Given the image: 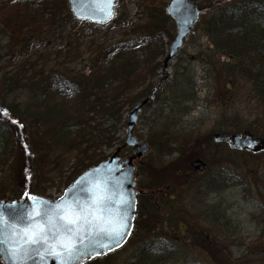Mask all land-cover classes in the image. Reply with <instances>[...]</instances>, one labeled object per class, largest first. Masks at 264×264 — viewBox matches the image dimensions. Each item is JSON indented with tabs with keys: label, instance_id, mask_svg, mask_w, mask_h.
<instances>
[{
	"label": "rangeland",
	"instance_id": "rangeland-1",
	"mask_svg": "<svg viewBox=\"0 0 264 264\" xmlns=\"http://www.w3.org/2000/svg\"><path fill=\"white\" fill-rule=\"evenodd\" d=\"M167 1L115 0L112 24L102 30L84 29L78 38L79 52L75 51L71 61H63L60 53L66 39L43 35L34 38L32 53L39 54L35 60L36 68L76 71L101 45L126 40L130 41L129 45L137 47L149 27L152 30L160 29L158 40L167 44L175 36L173 20L168 16L163 19L160 14ZM192 1L202 3L206 11L183 47L165 66L167 45L162 54L154 56L158 67L154 82L161 81V89L157 97L142 108L134 128L139 142L156 140L155 144L149 142L150 150L137 158L134 164L137 179L140 177L138 189L140 185L139 190H148L153 194L154 205L160 209V213L156 218H150L139 211L140 225L133 227L130 240L121 249L112 251L111 256L84 264H264V148L256 150L254 155H249L245 149H235L234 153L228 152L225 160L220 157L219 151L217 153V150L215 152L210 148L211 143H215L211 139L215 133L249 132L253 137L264 138V99L257 95L244 74L242 77L235 75L232 79L226 75L222 62L227 57L214 50L205 33V21L212 14L208 8L222 0ZM228 2L231 1H222L223 4ZM75 21L68 23L67 27L83 26L81 20ZM92 40L94 43H91ZM8 46L7 37L0 31V84L3 73L15 69L20 59L19 55L11 56L12 52H6ZM24 94L22 89L9 91L7 103L23 102L26 98ZM131 107H127L125 116ZM122 122L123 126L115 135L119 138L110 145L97 141L96 147L86 151L54 143L49 150H38L40 154L46 152L47 159L43 163H34L37 155L34 156L31 189L37 191L33 190L32 193L50 198L60 196L66 185L93 163L94 152L108 156L122 145L121 140L126 135V122L124 119ZM94 123L97 124L96 121ZM170 123L177 137L164 150L162 141L166 136L159 140L157 135L165 124ZM183 139L192 142L197 139L201 143L192 149L202 152L203 157L198 158L202 157L207 162L205 170L208 172L194 171L191 179L194 182L190 188L168 189L173 197L170 200L163 194L167 188H171V184L178 185L168 182L166 177L161 179L157 173L156 177L152 173L147 174L144 165H161L178 156L187 144L181 146ZM218 144L228 149L226 144ZM11 150L16 153L14 146ZM132 150L128 146L120 154L124 157ZM10 151L4 150L3 154L9 152L6 154L9 155ZM10 162L11 159L1 162L0 200L20 196L13 194L22 189L24 164L11 169ZM205 184L208 186L204 187ZM9 190H12V194ZM3 191L5 195L1 197ZM144 206L148 208L147 204ZM172 216L177 217L179 223L171 225L169 221H172ZM161 219L165 225L173 228L161 227ZM211 248L219 253H213Z\"/></svg>",
	"mask_w": 264,
	"mask_h": 264
},
{
	"label": "trees",
	"instance_id": "trees-1",
	"mask_svg": "<svg viewBox=\"0 0 264 264\" xmlns=\"http://www.w3.org/2000/svg\"><path fill=\"white\" fill-rule=\"evenodd\" d=\"M222 1L212 3V7L208 8L212 14L205 21V33L214 50L227 57V60L222 62L226 75L232 79L235 75L242 77L244 74L253 85V90L264 99V0H230L228 4H223ZM205 8L200 3L201 14L205 13ZM69 9L67 0H0V31L9 42L6 52H12L11 56H20L16 68L3 73L0 84V166L4 159H11V169L24 164L23 183L20 186L22 189L13 195L22 194L24 189L31 192L35 190L31 189L33 160L36 158L34 163H43L47 159L46 152L40 154L38 150H49L54 143L86 151L90 147H96L97 141L110 145L113 140L119 138L115 135L123 126L127 107L147 97L148 103L152 102L161 89V81L154 82L158 68L154 56L163 53L166 43L158 40L157 34L161 30H152L150 27L142 35L144 37L137 47L129 45L130 41L126 40L103 47L101 45L100 49L85 61L82 68L76 71L66 68H36L35 60L39 54L32 53L34 38L43 35L66 39L60 53L63 61H71L75 51L79 52L78 38L84 29L102 30L108 28L114 20L113 18L102 26L81 22L83 26L80 28H68V23L76 22ZM160 14L163 19L167 17L164 9L160 10ZM158 27L162 28L161 25ZM91 43H94V40ZM19 89L25 92V100L20 103H7L9 91ZM173 128V124H165L157 135L159 140L166 136L164 142L162 141L164 150L177 137ZM149 142L155 144L156 140L150 139ZM183 144H186L184 150L167 163L144 165L147 174L152 173L153 177H156L157 173L161 179L166 177L168 182L178 185L171 184V188H165L167 191L163 196L170 200L173 197L168 189L190 188L194 182L191 179L196 170L189 166L188 162L193 158L203 157L202 152L192 149L201 145L197 139L193 142L184 140L181 146ZM211 145L210 148L215 152L217 150V153L219 151L218 154L223 160L230 152H235L217 143ZM13 146L16 153L11 150ZM4 150H11V154H3ZM246 152L249 155L255 153L247 150ZM106 157L103 153L99 155L94 152L93 163L87 167ZM204 172L208 171L204 169ZM9 191L12 194V190ZM4 195L5 191L1 197ZM136 196L138 212L134 228L140 225L139 211L141 215H148L150 218H156L160 213V209L154 205L150 191L143 190ZM144 204H147L148 208ZM169 223L174 225L179 222L177 217L172 216ZM159 225L164 228L165 221L159 220ZM165 226L167 229L173 228L170 225ZM196 242L204 245L201 241ZM211 250L215 254L219 253L217 249ZM112 254L113 252L91 258L86 263L96 262L101 257Z\"/></svg>",
	"mask_w": 264,
	"mask_h": 264
},
{
	"label": "water",
	"instance_id": "water-1",
	"mask_svg": "<svg viewBox=\"0 0 264 264\" xmlns=\"http://www.w3.org/2000/svg\"><path fill=\"white\" fill-rule=\"evenodd\" d=\"M68 5L72 17L78 20H86L89 23H96L99 25L109 22L115 11V0L113 2V14L110 16L104 15V10L107 5L104 0H68ZM165 12L173 19L175 24V37L168 43L167 53L164 60V66L169 59H172L177 54L178 50L183 46L185 39L191 32L192 27L196 24L200 12L199 5L190 0H169L165 6ZM143 99L137 102L128 112L126 117L125 138L122 145H119L105 160L98 162L96 165L88 167L82 171L77 178L66 186L64 192L55 199L38 194H31L24 191L21 197L14 200L3 199L0 200V216L3 222L8 223L25 212L30 211L37 201H43L47 205L58 204L61 197L69 200H77L80 202H87L92 196L93 190L100 184L101 180H110L113 182L112 186L120 194V198L128 200L130 206H126V215L128 218L129 227L125 229L127 233L117 246L114 240L102 238V243L108 247H101L97 244L88 249L89 254H85L82 258H73L67 264H82L83 261L94 256H100L102 253L111 252L113 249L120 248L128 239L132 232L134 215L136 212V196L137 191L136 166L133 159L143 156L150 150L147 142H138L134 134V128L138 123V118L142 112V107L148 102ZM216 142H228L232 149H248L256 151L264 148V138L253 137L250 133H230L213 135ZM132 146L133 152L128 156L122 158L120 151L126 147ZM190 165L198 171H203L207 167V163L200 158H194ZM37 210L39 208L37 207ZM10 237L5 234L0 236V260L3 264H65V257L62 254L48 253L47 249L40 248L38 251L35 248L19 250V246L10 243Z\"/></svg>",
	"mask_w": 264,
	"mask_h": 264
},
{
	"label": "snow or ice",
	"instance_id": "snow-or-ice-1",
	"mask_svg": "<svg viewBox=\"0 0 264 264\" xmlns=\"http://www.w3.org/2000/svg\"><path fill=\"white\" fill-rule=\"evenodd\" d=\"M105 16L113 14L114 0H104ZM110 180H101L87 202L61 197L58 204L47 205L37 201L30 211L4 223L0 216V236L7 234L10 243L23 251L28 248L47 249L48 253L62 254L65 264L73 258L89 254L88 249L102 243V238L120 240L129 227L126 206L129 201L120 198ZM37 207L39 210H37Z\"/></svg>",
	"mask_w": 264,
	"mask_h": 264
},
{
	"label": "flooded vegetation",
	"instance_id": "flooded-vegetation-1",
	"mask_svg": "<svg viewBox=\"0 0 264 264\" xmlns=\"http://www.w3.org/2000/svg\"><path fill=\"white\" fill-rule=\"evenodd\" d=\"M164 13H165V10H164Z\"/></svg>",
	"mask_w": 264,
	"mask_h": 264
}]
</instances>
